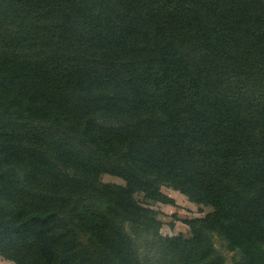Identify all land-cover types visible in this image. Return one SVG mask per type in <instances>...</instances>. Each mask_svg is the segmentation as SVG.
I'll use <instances>...</instances> for the list:
<instances>
[{
    "label": "trees",
    "instance_id": "obj_1",
    "mask_svg": "<svg viewBox=\"0 0 264 264\" xmlns=\"http://www.w3.org/2000/svg\"><path fill=\"white\" fill-rule=\"evenodd\" d=\"M162 186L211 207L190 237ZM126 223L155 264H264V0H0V254L146 264Z\"/></svg>",
    "mask_w": 264,
    "mask_h": 264
},
{
    "label": "rangeland",
    "instance_id": "obj_2",
    "mask_svg": "<svg viewBox=\"0 0 264 264\" xmlns=\"http://www.w3.org/2000/svg\"><path fill=\"white\" fill-rule=\"evenodd\" d=\"M102 182L113 188L120 189L125 185V181L115 175L105 174L102 177ZM161 190L164 194L173 199L172 203L157 202L153 204H145L152 208L157 214L156 218L160 221L159 233L163 237H174L184 235L190 237L192 228L190 222L195 218L204 217L211 207L197 204L190 200L184 193L173 187L162 186ZM136 198L143 201V196L138 194ZM125 229L130 236L134 237L140 247V254L143 261L147 264H155L162 262L163 253L158 250L156 243L154 244L153 236H137L131 230V226L126 223ZM215 245L217 249L226 256V264H240V259L236 251L227 249L225 242L218 236H215ZM0 264H16L14 260L8 259L0 254Z\"/></svg>",
    "mask_w": 264,
    "mask_h": 264
}]
</instances>
